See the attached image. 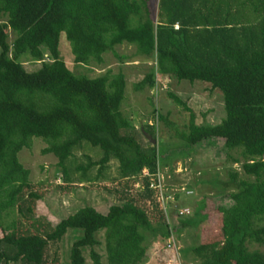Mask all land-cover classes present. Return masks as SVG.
Wrapping results in <instances>:
<instances>
[{"label": "trees", "instance_id": "1", "mask_svg": "<svg viewBox=\"0 0 264 264\" xmlns=\"http://www.w3.org/2000/svg\"><path fill=\"white\" fill-rule=\"evenodd\" d=\"M138 13L134 0H0V264H56L57 245L69 229L80 231L70 247L69 264H84V249L91 264H101L93 250L99 246V231L106 264H143L148 238L164 247L173 231L205 220L202 200H209L219 215L226 256L202 264H264V250H258L264 248V0H158L155 23L149 17L137 19ZM61 32L73 66L99 65L107 53L120 60L114 47L133 46L136 56L153 60L135 91L151 90L156 76L203 82L221 93L224 118L215 125H197L186 104L168 93L189 120L179 134L183 149L177 148L176 157L168 153L161 158L154 145L155 125L136 131L120 112L124 75L109 70L95 78L72 73L59 59ZM27 63L37 69L26 71ZM153 113L154 123L163 120ZM137 133L150 139L141 145ZM32 138L42 140L40 153L52 155L63 175L72 149L85 142L101 156L78 167L83 174L97 167L98 179L113 160L115 180L139 182L140 189L134 198L121 193L117 198L122 203L105 214L83 207L54 226L34 219L39 196L31 191L29 171L16 159ZM211 139L236 153L227 158L239 164L240 173L231 169L227 181L214 180L222 192L202 197L193 209L187 207L186 216L178 217L169 205L162 212L149 178L165 167L171 174L172 162L195 147H216L203 144ZM142 170L149 176L140 178ZM184 188L193 195L191 187ZM177 207L183 206L179 202ZM13 212L19 221L3 225Z\"/></svg>", "mask_w": 264, "mask_h": 264}, {"label": "rangeland", "instance_id": "2", "mask_svg": "<svg viewBox=\"0 0 264 264\" xmlns=\"http://www.w3.org/2000/svg\"><path fill=\"white\" fill-rule=\"evenodd\" d=\"M154 2L155 0H151L152 15ZM114 53L123 59L119 60L112 53H107L102 56L101 64L91 63L88 68H78L72 64L70 45L65 40L64 33L61 32L58 36L59 59L72 73L95 78L109 70L112 74L124 75V98L120 104V112L132 123L136 131L141 126L148 131L145 127L148 122L155 125L153 127L154 145L161 158L168 153L176 157L177 148L183 149L179 134L186 130L189 120V113L176 106L167 96L168 93L177 96L186 104L194 115V123L197 125H215L224 118L221 93L218 90H210L209 85L203 82L190 84L187 81H177L173 77L156 76L155 85L151 90L144 88L142 91H135L134 84L140 81L153 66V60L136 56L134 47L126 44L114 47ZM23 68L33 72L37 69V65L27 63L23 65ZM153 112L161 116L165 123L163 120H157L154 123ZM136 139L141 145H144L147 140L138 133ZM205 143L216 144V147L215 145L195 147L184 159L177 158L172 162L171 174L168 173V167L162 170V174L166 175L165 184L168 188L174 190L186 186L192 188L193 195L186 198L179 193L177 203L180 202L185 208L193 209L194 204L202 197L221 193L220 187L214 186L212 182L227 181L229 170L240 173L239 164H231L227 158V155L236 157L235 152L223 150L222 141L219 139H211L203 144ZM43 148L41 139L32 138L30 146L21 149L16 155L18 163L29 171L28 179L33 186L31 191L39 196L33 208L34 219L43 218L51 225H55L83 207H91L103 214L111 205L122 203V200L117 198L121 196V193L134 198L137 190L140 189L139 182L115 180L117 163L113 160L108 163L98 179H95L97 167H91L83 174L78 167H84L88 161H97L101 156L98 148H93L85 142H81L79 146L72 149L71 156L64 165L65 175L56 166V159L52 155L40 153ZM216 149H220L217 154ZM211 204L209 200H202L206 217L200 224L195 227H186L176 233L173 231L179 248L177 255L148 238L149 257L145 260V264H202L225 258L219 232V215L214 212ZM14 219L19 221L15 212L9 213L3 218V225H10ZM150 220L153 224L154 221ZM20 222L26 225L24 221ZM5 230V233L10 232V228ZM1 235L0 232V237ZM79 237V230L66 231L57 245L56 264H69L70 247ZM95 238L99 246L94 247L93 250L100 256L101 264H106L102 232H97ZM185 249L188 251L183 253ZM258 250L263 251L264 248H258ZM51 251L49 247L48 262L52 256ZM82 256L84 264H91L88 249L82 251ZM227 264L231 263L227 262Z\"/></svg>", "mask_w": 264, "mask_h": 264}, {"label": "built area", "instance_id": "3", "mask_svg": "<svg viewBox=\"0 0 264 264\" xmlns=\"http://www.w3.org/2000/svg\"><path fill=\"white\" fill-rule=\"evenodd\" d=\"M176 28L177 27L174 26V29ZM147 124L149 126L152 125L151 122H148ZM162 173V171H158L157 173H155L154 179L152 177L149 178L148 187L149 189L154 191L153 197L155 198L156 203H158L159 208L164 213L167 212V205H169L172 210L176 211L178 217L186 216L189 213V210L185 207H177V201L179 200H176L174 197L175 194L179 196V193L182 194L184 197H187L191 194V191L186 190L184 187H180L178 188V190L177 188L175 190L168 188L165 184L166 175H163ZM145 176L148 177L149 174L146 170H142L140 178ZM176 244L177 241L174 235L170 234L168 239L166 240L165 247L169 250H172L173 253L177 255V251L179 250V248Z\"/></svg>", "mask_w": 264, "mask_h": 264}, {"label": "crops", "instance_id": "4", "mask_svg": "<svg viewBox=\"0 0 264 264\" xmlns=\"http://www.w3.org/2000/svg\"><path fill=\"white\" fill-rule=\"evenodd\" d=\"M134 1L137 3L138 8H139V13H138L139 16L137 17V19L140 18L141 20H143V19H146L147 17H149L155 23L158 0H155V2H154V10H153L154 13H153V15H152V11H151V0H134ZM96 212H98V211H96ZM105 213H103V214H105ZM100 214H102V213H100ZM52 226H54V225H52ZM148 257H149L148 253H146V257L144 259L143 264H145V262H146L145 260H147Z\"/></svg>", "mask_w": 264, "mask_h": 264}, {"label": "water", "instance_id": "5", "mask_svg": "<svg viewBox=\"0 0 264 264\" xmlns=\"http://www.w3.org/2000/svg\"><path fill=\"white\" fill-rule=\"evenodd\" d=\"M146 139H150L149 136L145 135ZM150 143H154V141H150Z\"/></svg>", "mask_w": 264, "mask_h": 264}]
</instances>
